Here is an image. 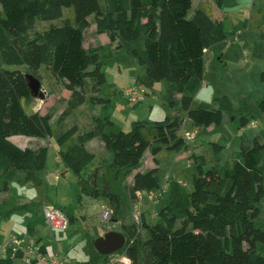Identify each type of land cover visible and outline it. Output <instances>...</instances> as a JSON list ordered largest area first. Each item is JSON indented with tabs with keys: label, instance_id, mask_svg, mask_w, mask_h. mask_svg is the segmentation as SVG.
Returning <instances> with one entry per match:
<instances>
[{
	"label": "trees",
	"instance_id": "trees-1",
	"mask_svg": "<svg viewBox=\"0 0 264 264\" xmlns=\"http://www.w3.org/2000/svg\"><path fill=\"white\" fill-rule=\"evenodd\" d=\"M217 1L222 6L225 0ZM192 5L193 0H0V191L10 188L12 177L25 174L27 181L36 180L46 168L48 146L22 147L11 140L14 135H53L52 115L28 112L25 106L34 99L26 74L41 80L42 66L70 91L60 121L89 99L95 105L110 106L111 99L103 94L105 57L112 58L121 48L145 66L144 75L135 82L145 88L146 95L159 81L174 83L173 90L181 93L180 102L170 105L181 103L184 115H168L153 123L132 121L131 129L125 131L105 114L96 116L87 132L79 133L78 125H73L59 136L62 146L79 133V142L60 150L58 161L78 176L79 198L103 200L114 218L119 215L121 196L108 183L100 185L103 166L86 172L96 157L87 142L100 139L113 156L111 167L121 173L140 165L148 150L155 156L163 149L170 153L188 150L189 141L181 132L186 117L196 127L208 128L220 126L225 113L232 116L234 104L227 94L214 97L213 103L195 102L205 81L207 55L222 47L232 32L224 20L211 16L208 5L188 17ZM37 20L60 23L37 30ZM94 23L96 32L107 34L109 41L86 47L85 31ZM142 36L144 47L133 48L132 42ZM5 64L26 65L27 70ZM261 79L264 82V70ZM260 106L264 109V97ZM248 125L249 118L242 116L241 126ZM212 145L216 156L225 148L219 142ZM189 159L195 169L192 188L172 181L167 204L158 212L159 221L143 216L140 225L123 224L118 230L126 236L122 251L130 264H264V228L257 223L264 199L262 138L243 140L238 154L225 165L206 167L205 157L194 151ZM161 186L159 167H154L138 171L129 191L135 200L138 192ZM3 215L0 207V220ZM39 221L46 222L45 216L31 219L30 230ZM41 240L37 243L45 250ZM5 248L7 254L0 257V264H15L16 258H22L21 251L13 256L12 249Z\"/></svg>",
	"mask_w": 264,
	"mask_h": 264
},
{
	"label": "rangeland",
	"instance_id": "rangeland-1",
	"mask_svg": "<svg viewBox=\"0 0 264 264\" xmlns=\"http://www.w3.org/2000/svg\"><path fill=\"white\" fill-rule=\"evenodd\" d=\"M205 5L209 6L214 19L224 20L226 29L232 34L222 47L211 50L207 55L205 81L195 96V102L213 103L214 97L227 94L234 104L235 112L232 116L225 113L220 126L208 128L196 127L191 119L186 117L182 135H194L192 140L188 139V150L170 153L163 149L156 156L148 150L140 165L122 169L121 173L111 167L113 156L104 145L102 147L98 143L102 142L100 139L88 146L97 154V159L87 167L86 172L99 165L103 166L99 183L101 186L108 183L112 191L121 196L118 218L124 224H133L134 214L140 215V218L145 216L151 222L159 221L158 212L167 204L170 196L168 184L172 181L186 184L189 190L192 188L195 169L189 155L193 151L203 155L206 167H210L213 164L228 163L240 151L243 140L252 142L254 137L260 136L264 142V109L260 106L264 97V82L261 79L264 70V0H225L222 6L217 0H193L188 17L191 18ZM66 13L70 14L69 10ZM51 23L59 24L60 20H37L36 29L44 30ZM85 34L86 45H93L94 38L98 39V44H104L108 38L107 34L96 32L95 23ZM131 46L144 47V37L133 41ZM105 61L103 69L107 83L103 87V94L111 99L110 106L95 105L89 99L63 121H60V116L68 105L70 91L65 89L62 82L53 79L45 66L40 69L45 97L34 98L25 106L28 112L40 111L52 115L53 135L47 138L14 135L12 140L22 147L48 146V161L45 170L37 174L36 180L25 181L21 174L9 180L16 195L25 194L34 202L30 209H25L19 204L13 206L14 210L8 205L2 207L4 215L0 220V243L1 240L6 242L11 237L24 240V244L30 239H42V243L51 246L67 264H105L107 255L96 249L95 240L107 232L108 224L100 220L106 204L103 200L87 195L79 198L78 176L73 171L66 170L65 165L57 160L59 151L68 150L78 143L79 133L89 131L96 116L107 114L117 128L128 131L132 121L145 120L153 123L168 115L185 114L181 103L170 105L171 101L180 102L181 93L171 89V86L175 85L167 81L156 82L152 88L147 89L149 94L141 103L130 106L125 90L135 83L136 77L144 75L145 66L140 65L124 48L117 49L112 58L105 57ZM4 67L27 70L26 65L5 64ZM242 116L249 118L250 125L241 126ZM73 125H78L79 133L64 145H59V136ZM213 142L225 146L219 156L214 153ZM154 167H159L161 188L153 191L154 198H150L153 193L142 191V198L133 200L129 187L134 175L138 171H148ZM260 206L262 212L257 223L264 228V199ZM47 207H62L69 220L68 226L65 229H52L47 223L39 221L30 230V220L44 216V209ZM8 209L9 214L6 215ZM27 216L30 219L28 222ZM20 223L21 225L16 226ZM142 234L145 235V232L142 231ZM6 254L7 251L3 252L0 247V255ZM15 263L25 264L22 258L16 259Z\"/></svg>",
	"mask_w": 264,
	"mask_h": 264
},
{
	"label": "built area",
	"instance_id": "built-area-1",
	"mask_svg": "<svg viewBox=\"0 0 264 264\" xmlns=\"http://www.w3.org/2000/svg\"><path fill=\"white\" fill-rule=\"evenodd\" d=\"M125 95L128 104L130 106H136L145 99L146 90L142 85L135 82L125 90ZM186 137L192 140L194 135L188 133ZM150 192L153 193L150 198H154L155 193L153 191ZM141 193L142 192L137 193L138 198H142ZM44 216L46 223L51 226L52 229H65L69 224L65 211L59 207L46 208ZM100 220L108 224L106 231L116 230V228H121L124 224L119 218H114L113 211L105 205ZM134 223L137 225L141 224L140 215L134 214ZM23 242L24 240L20 238L11 237L6 240L5 247L12 249L13 256L21 251L23 253L22 259L26 264H67L64 259H61L58 254L54 252L51 246H46L45 250H43L41 244L37 243V241L30 239L26 244ZM122 250L107 255L105 264H130V258Z\"/></svg>",
	"mask_w": 264,
	"mask_h": 264
},
{
	"label": "water",
	"instance_id": "water-1",
	"mask_svg": "<svg viewBox=\"0 0 264 264\" xmlns=\"http://www.w3.org/2000/svg\"><path fill=\"white\" fill-rule=\"evenodd\" d=\"M27 84L34 98H44L42 81L31 73L26 74ZM126 236L118 230L107 231L95 240L96 249L104 255L120 251L126 244Z\"/></svg>",
	"mask_w": 264,
	"mask_h": 264
},
{
	"label": "crops",
	"instance_id": "crops-1",
	"mask_svg": "<svg viewBox=\"0 0 264 264\" xmlns=\"http://www.w3.org/2000/svg\"><path fill=\"white\" fill-rule=\"evenodd\" d=\"M85 37H86V34H85ZM107 37H108V35H107ZM87 38V37H86ZM108 41H109V39L108 38H106V40H105V43L104 44H107L108 43ZM86 42H87V39H86V41H85V46L86 47H89L90 45H86ZM93 43V45H91V46H97V45H99L98 44V39L97 38H94L93 39V41H92ZM171 89H173V86H171ZM11 140H12V137H11ZM94 141H99V140H97V139H93V140H91V141H89V142H87L86 143V146H87V148L89 149V145L91 144V143H93ZM101 146L102 145H104V143H102V142H98ZM103 147V146H102ZM90 150V149H89ZM91 152H93L94 154H95V159H94V161L97 159V154L93 151V150H90ZM58 160V159H57ZM101 164V163H100ZM21 175H23L24 177H25V175L24 174H21ZM25 181H27L26 180V178H25ZM34 201H31L30 200V198L28 197V196H26L25 194L24 195H16L14 192H13V190L11 189V185H10V188L8 189V190H6V191H0V207H3V206H6V205H8V206H11L12 207V209L11 210H14V208H13V206H15V205H17V204H19L20 206H22V207H24L25 209H30L32 206H31V204L33 203ZM48 208V207H47ZM46 209V208H45ZM44 209V210H45ZM9 214V209H8V212H7V214L6 215H8ZM42 217H44V216H42ZM27 218V220H26V222H28V216L26 217ZM46 223V222H45ZM19 225H21V223L20 224H17L16 226H19ZM0 227H1V225H0ZM105 231V229H103V232ZM102 232V233H103ZM40 240V239H39ZM43 244V243H42ZM46 245V244H45ZM47 246V245H46ZM0 247L2 248V251L3 252H5L6 251V248H5V240H1V243H0ZM0 257H2L1 255H0ZM16 259H18V258H16ZM16 259H15V261H16ZM14 261V262H15ZM24 262V261H23ZM25 263V262H24ZM16 264V263H15ZM26 264V263H25Z\"/></svg>",
	"mask_w": 264,
	"mask_h": 264
}]
</instances>
